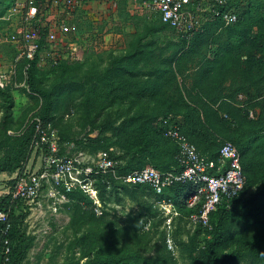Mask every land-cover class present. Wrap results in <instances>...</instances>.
<instances>
[{
	"label": "rangeland",
	"instance_id": "1",
	"mask_svg": "<svg viewBox=\"0 0 264 264\" xmlns=\"http://www.w3.org/2000/svg\"><path fill=\"white\" fill-rule=\"evenodd\" d=\"M195 1L192 8L198 7V0ZM199 1L202 5L210 3L209 0ZM137 9L135 3L130 2L124 7L98 2L86 5L68 19L72 27L69 35L78 44L80 41L85 43L87 33L106 35L113 43L131 42L136 24L144 17ZM79 11L81 15L77 17ZM108 53L99 47L81 57L64 59L67 65L64 69L55 68L49 60L40 65L36 58L35 84L39 90L34 92L27 83L28 60L17 61V45L10 42L0 45V73L16 71L7 86L14 100L10 107L8 98L0 93V160L13 157L14 162L20 161L13 172L0 173V190L8 188L14 172L39 165L40 151L33 138L35 117L38 116L55 124L63 137L79 143L77 147L66 148L70 153L84 149L93 157L102 150L112 149L122 156L140 145L139 133L120 132L112 123L122 120L126 116L123 115L125 110H139L145 103L150 107V102L112 99V92L125 89L120 79L117 76L107 80L95 77V74H103ZM115 87L118 89L110 91ZM163 144L177 153L179 144L175 140ZM193 144L197 146L196 142ZM173 158L176 161L177 158ZM263 179L253 174L249 176L247 194L263 187ZM97 188L96 203L86 196L77 201L68 194H61L56 200L43 195L25 211L20 227L25 239L19 241L16 235L15 241L27 243L29 250L20 264H114L111 256H121L122 251H125L124 264H136L139 255L144 260L139 264H150V260L157 257L160 260L157 264H186L185 256L192 247L200 254L205 238L214 229V216L218 215V210L209 225L200 226L188 218L193 206L178 201L177 212L168 214L147 186L116 184L118 191H102L98 182ZM5 192L0 191V196ZM170 215L173 217L171 222L168 221ZM241 223L242 219L232 217L227 224L240 226ZM231 243L222 248L224 253H247L250 248L249 244L243 245L236 240ZM237 264L264 262L243 254Z\"/></svg>",
	"mask_w": 264,
	"mask_h": 264
},
{
	"label": "trees",
	"instance_id": "2",
	"mask_svg": "<svg viewBox=\"0 0 264 264\" xmlns=\"http://www.w3.org/2000/svg\"><path fill=\"white\" fill-rule=\"evenodd\" d=\"M9 2L10 0H0V15L5 12ZM127 3V0H123L120 7ZM204 7L207 8L206 18L192 34L179 31L161 18L156 22L146 23L142 17L136 26L158 32L153 39L147 41L155 44V47L149 50L135 49L127 57L125 65L111 64L104 68L102 75L95 74V77L104 80L109 79L112 74L131 78L130 81H121V86L127 90L132 89L138 78V84L145 80L147 84L142 87L154 90L160 97L162 111L159 114L125 116L112 123L120 132L141 135L140 145L135 147L136 150H128L122 156L113 152V155L119 160L117 167L120 173L148 165L167 171L181 168L177 157L176 161L174 158L170 161L161 155L157 147L167 142L163 134L169 129H180L209 158L218 157L225 141L235 143L242 156L246 175L245 188L230 201L231 207L223 202L211 213L212 219L218 210V215L214 216V229L205 238L201 253H195L192 247L185 256V262L237 264L243 254L264 262V186L250 194L246 192L249 176L253 174L255 177H264V0H231L224 5L210 2ZM225 10L235 11L238 19L226 24L222 18ZM80 13L81 11L77 12L76 16ZM141 60L145 64L138 67ZM66 66L63 61L54 65L59 69ZM36 67V60L33 59L29 63L27 83L34 92L39 90L35 84ZM117 89L115 87L110 91ZM0 93L8 98L10 107L14 100L9 87L0 86ZM154 121H157V125L152 124ZM62 140L74 141L75 146H79L73 139L62 136ZM12 159L13 157H8L0 160V173L13 172L20 165V161L14 162ZM170 162L176 164L170 166ZM97 177V184L101 183L102 191H118L116 184L129 185L111 174L101 173ZM136 186L149 187L159 201H179L185 206L187 203L184 196L192 190L190 184L182 183L166 188L163 193H158L149 184ZM81 196L87 197L79 190L70 194V198L77 201H80ZM1 208L10 211L11 226L7 234L11 239V249L8 253L0 251V264H20L28 253L29 245L15 241V238L18 236L19 241L25 239L20 227L21 219L28 209L12 201L7 194L0 196ZM194 211L195 207L190 213ZM232 217L242 219L240 226L227 224ZM3 224L0 222V226ZM233 240L243 245L249 244L247 253H224L222 248L230 245ZM123 252L125 251H122L121 256L112 255V263L124 264L126 259ZM137 257L136 264L144 262L142 256ZM159 262L158 257L150 260V264Z\"/></svg>",
	"mask_w": 264,
	"mask_h": 264
},
{
	"label": "built area",
	"instance_id": "3",
	"mask_svg": "<svg viewBox=\"0 0 264 264\" xmlns=\"http://www.w3.org/2000/svg\"><path fill=\"white\" fill-rule=\"evenodd\" d=\"M89 1L10 0L5 12L0 15V45L8 42L17 45L18 62L28 60L30 63L39 58L42 62L49 60L55 65L65 58L66 47H69L67 57L75 59L79 47L69 35L72 27L67 17ZM194 1L134 0V3L139 9L158 13L163 22L192 34L205 20L206 13L203 12L207 9L200 3L197 8H192ZM209 1L224 5L231 0ZM222 18L226 24H230L238 19V14L225 10ZM15 74L14 70L0 73V86L7 87ZM34 133L33 138L40 151L39 166L18 170L4 193L25 209L31 208L43 195L56 200L61 194L70 195L78 190L96 203L97 176L103 173L111 174L124 183L149 184L158 193L177 183L190 184L192 190L184 196V201L195 207L196 211L190 213L188 218L192 223L207 226L211 213L223 202L230 205V201L246 185L241 152L232 141L222 144L217 158H209L180 129H169L165 135L179 144L180 169L162 171L148 165L120 173L117 167L119 160L112 149L102 150L93 157L83 149L75 153L67 152L65 147L73 148L75 142L63 141L56 125L41 116L35 117ZM160 203L168 214L176 211V202L162 199ZM172 219L171 215L168 216L169 222ZM0 222L5 224L0 226V251L8 253L11 249V239L7 234L11 226L9 210L0 209Z\"/></svg>",
	"mask_w": 264,
	"mask_h": 264
},
{
	"label": "crops",
	"instance_id": "4",
	"mask_svg": "<svg viewBox=\"0 0 264 264\" xmlns=\"http://www.w3.org/2000/svg\"><path fill=\"white\" fill-rule=\"evenodd\" d=\"M122 1L123 0H91L88 3H86V5L89 6L90 4H92L94 2H98V3H114L115 5H118V7H120V3H122ZM127 2L128 3L130 2V4H132V3H134V0H127ZM199 3L202 5V2H199ZM86 5L83 8H85ZM83 8H80V9H83ZM136 11L138 14H139V12H141L144 17L147 14L145 17V20L148 21V23H153V22H156L157 19H160L158 13H155V12L148 13L147 9L146 10L137 9ZM152 15H155L154 19L152 18ZM70 17H72V15H68L67 19H69ZM179 31H181V30H179ZM155 33L156 32L151 30V29L148 30L144 27H135V29L133 30V34H132V36H134V39L131 42H128V41L123 42L122 41L121 43H113V39H111V41H109L108 37L106 35L100 37L99 35L94 36V33H90V34L87 33L85 43L84 42L82 43L80 41L81 44H78V42H75L76 44H78V47H79L78 57H81V55L83 53L88 54L91 51H97L98 48L101 47V49H105V50L109 51V53L107 55V59H106V63H107L106 67L111 66V64H115V63L119 66L125 65L127 62V57L129 55L133 54L136 51L135 49L139 48V49L149 50V49L155 47V44L148 43L150 39H153ZM156 34H158V32ZM116 35L118 37L121 36L120 33H117ZM139 41L146 42V43L140 44ZM68 48L69 47L65 48V51H64L65 52L64 53L65 58L64 59L69 58V57H67V55L69 53ZM80 49L83 50L84 52L82 53ZM116 58H118V59H116ZM114 59H116V60H114ZM35 60H37V59H35ZM37 63L40 65H43V63H45V62H42V61H40V59H38ZM144 64H145V61L141 60L137 66L142 67V66H144ZM113 76H117L120 79V82L124 81V80L130 81V79H131L128 77L122 78L120 75L118 76L116 74L111 75V77H113ZM134 80H137V79H134ZM138 80H139V78H138ZM138 80L135 81L131 90H127L125 88V89H123V91H120V89H119V91L117 93L112 92L110 94L112 96V99L113 100H119V101L120 100L121 101H127V100L135 99L138 101L150 102V107H146L147 105L145 103L144 106H143V104L140 105L141 109H139V110L137 108H135L134 110H129V109L125 110L123 112V115H126V116H132V115L150 116V115L159 114L162 111V107L159 103V99H160L159 94L156 93L154 90H151V89L146 88V87H142V85L147 84L145 80H141L140 84H138ZM142 109H144V111ZM157 121L152 122V124L157 125ZM163 136L166 137L167 141L172 140V142H173V140H175V139L165 135V133L163 134ZM157 147H158V150L161 153V155L166 157L168 160L171 161L173 157H175V158L177 157L179 159V149H178L177 153L175 154L172 150L169 149L170 147H168V145H165V146L159 145ZM179 162H180V159H179ZM170 164H171V162H170ZM175 164L176 163L174 162L170 166H174ZM38 166L39 165H37V167ZM180 166H182L181 162H180ZM15 173L16 172H14L13 176H15ZM7 190H8V188L0 190V191H7Z\"/></svg>",
	"mask_w": 264,
	"mask_h": 264
}]
</instances>
